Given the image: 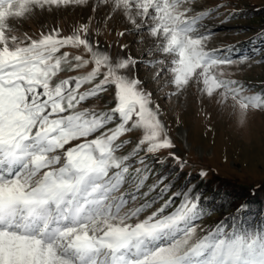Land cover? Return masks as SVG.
<instances>
[{
  "label": "snow or ice",
  "instance_id": "1",
  "mask_svg": "<svg viewBox=\"0 0 264 264\" xmlns=\"http://www.w3.org/2000/svg\"><path fill=\"white\" fill-rule=\"evenodd\" d=\"M87 4L0 0V264H264V227L221 221L200 228L197 222L210 214L200 194L193 197L189 189L165 199L172 186L163 183L166 176L147 185L149 154L175 145L160 105L134 74L138 62L131 55L113 57L93 42L90 24L64 36L47 25L38 35L22 31L45 12ZM101 5L109 9L106 21L122 15L132 26L120 37L151 40L150 55L160 57L149 64L157 67L153 78L170 74L172 95L202 84L201 94H218L224 106L232 101L241 124L251 110H264V93L249 95L251 89L230 78L231 66L253 57L234 60L207 48L213 33L205 22L226 5L97 0L93 12ZM66 47L83 53L70 56L61 52ZM86 68L83 75L56 80ZM85 85L90 87L81 91ZM110 89L114 107L82 108ZM133 131L141 138L119 155L131 143L121 138Z\"/></svg>",
  "mask_w": 264,
  "mask_h": 264
},
{
  "label": "rangeland",
  "instance_id": "2",
  "mask_svg": "<svg viewBox=\"0 0 264 264\" xmlns=\"http://www.w3.org/2000/svg\"><path fill=\"white\" fill-rule=\"evenodd\" d=\"M201 2L204 8L226 5L220 7L216 17L205 22L213 33L207 41V48L218 50L223 56L234 60L242 56L253 57L238 67L231 66L229 71L233 75L230 78L251 89L249 95L264 93V63H257L264 60V0ZM96 4L97 0H88L87 5H72L58 11L45 12L25 22L22 31L38 35L43 26L47 25L48 28H59L64 36L72 34L80 25L90 24V39L93 42H98L113 57L131 55L138 62L134 74L143 82L144 88L153 94L154 102L160 105L161 120L175 145L172 149L149 154L147 162L153 172L156 169L165 171L170 163H175L178 171L182 172V180L186 181V185L201 178L210 181L214 179L213 184L232 183L242 190L264 185V110H251L246 122L241 124L231 108L232 101L229 99L227 106H224L218 102L221 99L218 94L214 93L212 98L201 94L199 88L203 87L202 84H193L181 94L172 95L175 92L174 86H166V82L171 79L170 74L159 80L153 78L157 67H149V64L160 57L150 55L151 40L144 38L141 42V36L136 34L120 37L119 32L131 30L132 26L122 15H114L111 20L106 21L109 9L101 5L93 12ZM199 10L201 9L198 8L197 11ZM123 44L129 47L121 51L120 45ZM64 51L70 56L83 53L82 48L66 47L61 49V52ZM89 70L90 68L66 71L60 73L56 80L83 75ZM88 87L90 85H85L81 91ZM114 104L113 90L110 89L103 94L102 99H91L82 108L106 112ZM141 136L140 131L123 136L122 140H129L131 143L119 155L131 152ZM169 153H175L179 161ZM141 155L144 153L141 152ZM166 162L169 164H165ZM201 172L206 175L202 177ZM150 175L147 185L153 183ZM174 179L177 180L175 177ZM168 197L169 194L165 199ZM177 201L179 199H176V203ZM220 216V213L203 216L197 223L200 228L210 229Z\"/></svg>",
  "mask_w": 264,
  "mask_h": 264
},
{
  "label": "trees",
  "instance_id": "3",
  "mask_svg": "<svg viewBox=\"0 0 264 264\" xmlns=\"http://www.w3.org/2000/svg\"><path fill=\"white\" fill-rule=\"evenodd\" d=\"M165 164H169V162ZM166 168L165 171L156 169L150 175L151 182L155 183L161 177L166 176L167 179L163 183H171L172 185L170 191L167 193L169 196L178 191H188L189 189H192L191 194L193 197L200 194V205L205 209L206 213H210L206 214L205 217L215 213L221 214L214 222L212 228L221 221L227 225H231L235 221L242 227H264V185L249 190H242L232 183L216 182L213 184L214 179L210 181L205 178L195 180V183L191 181L190 184L186 185V181L182 180V172L178 171V165L170 163ZM182 198V196L176 198L177 200L179 199L177 204H179Z\"/></svg>",
  "mask_w": 264,
  "mask_h": 264
}]
</instances>
